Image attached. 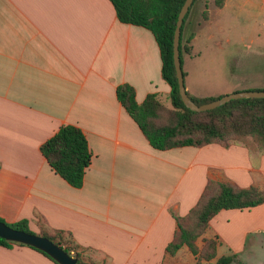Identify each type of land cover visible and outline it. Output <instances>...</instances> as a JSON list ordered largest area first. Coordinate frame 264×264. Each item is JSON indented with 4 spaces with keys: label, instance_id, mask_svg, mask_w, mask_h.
<instances>
[{
    "label": "crops",
    "instance_id": "obj_1",
    "mask_svg": "<svg viewBox=\"0 0 264 264\" xmlns=\"http://www.w3.org/2000/svg\"><path fill=\"white\" fill-rule=\"evenodd\" d=\"M203 1L184 24L196 25L191 48L206 26L225 20L254 19L264 32V0L213 8ZM121 82L134 86L139 102L148 92L170 97L154 35L120 21L110 0H0V217L26 218L37 233L70 232L92 264H214L221 255L264 264V202L210 218L197 239L216 238L209 260L198 261L186 245L165 249L174 215L195 204L208 178L264 188V148L241 141L155 148L117 99ZM63 123L78 125L92 151L79 187L40 150ZM0 264L58 263L14 242L0 244Z\"/></svg>",
    "mask_w": 264,
    "mask_h": 264
},
{
    "label": "trees",
    "instance_id": "obj_2",
    "mask_svg": "<svg viewBox=\"0 0 264 264\" xmlns=\"http://www.w3.org/2000/svg\"><path fill=\"white\" fill-rule=\"evenodd\" d=\"M110 1L120 21L148 28L158 44L161 76L170 85L172 106L164 104L156 92H148L139 102L135 98V88L132 84L121 82L116 86L117 99L153 147L166 149L182 145L201 146L210 142L227 145L241 141L253 150L264 148V96L232 98L205 110L190 109L181 100L173 64V33L178 11L184 0ZM211 1L219 7L225 0ZM194 2L195 0H192L180 27L178 47L181 64L182 53L192 52L190 41L195 32L190 31L185 39L183 33L185 21ZM201 16L202 19L208 18L207 5L202 9ZM187 93L198 104L216 97L196 96L188 91ZM40 150L50 166L68 183L76 187L82 185L92 151L84 131L78 125L63 123L41 143ZM262 202L264 188L257 185L239 186L231 181L208 178L195 204L185 214L174 215L177 227L165 249L174 253L178 247L186 245L198 261L209 260L216 255V238L203 237L200 245L197 244V239L206 230L210 218L221 208L249 207ZM0 220L5 221L1 217ZM6 223L34 232L29 228L26 218ZM39 233L48 236L76 256L75 264H92L81 256L70 232L66 233L67 236L61 229L41 230ZM14 242L0 236V244L10 245ZM30 246L54 259L45 251ZM234 258V255H221L214 264H231Z\"/></svg>",
    "mask_w": 264,
    "mask_h": 264
},
{
    "label": "rangeland",
    "instance_id": "obj_3",
    "mask_svg": "<svg viewBox=\"0 0 264 264\" xmlns=\"http://www.w3.org/2000/svg\"><path fill=\"white\" fill-rule=\"evenodd\" d=\"M204 2L195 0L191 15ZM205 5L208 9V4ZM209 7H214L211 1ZM195 26L192 23L185 27L184 39ZM209 32H213V36L207 37ZM192 49L193 53H182L184 82L185 86H190V94L193 86L202 93L196 96H219L238 90L264 88V32L256 26L254 19H242L237 23L225 20L221 27L206 26ZM163 100L164 104L172 106L170 97ZM233 262L239 264L238 259L234 258Z\"/></svg>",
    "mask_w": 264,
    "mask_h": 264
},
{
    "label": "water",
    "instance_id": "obj_4",
    "mask_svg": "<svg viewBox=\"0 0 264 264\" xmlns=\"http://www.w3.org/2000/svg\"><path fill=\"white\" fill-rule=\"evenodd\" d=\"M191 2L192 0L183 1L178 11L177 19L175 22L174 33H173V64L175 67V73L177 78L178 92L185 106L193 110H205V109L214 108L222 103H225L226 101L232 98L264 96V88L233 91L230 93H225L216 96L212 100L200 104L196 103L189 96L184 82V74L182 70L178 45H179V37H180V27L184 15L187 12L189 6L191 5ZM0 236L10 241L26 243L35 246L48 253L60 264H75L77 260L76 256L70 254L63 246L54 242L48 236L37 232H29L20 228H15L3 220H0Z\"/></svg>",
    "mask_w": 264,
    "mask_h": 264
}]
</instances>
